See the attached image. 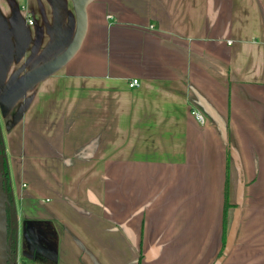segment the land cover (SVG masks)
Instances as JSON below:
<instances>
[{"label": "crops", "instance_id": "crops-1", "mask_svg": "<svg viewBox=\"0 0 264 264\" xmlns=\"http://www.w3.org/2000/svg\"><path fill=\"white\" fill-rule=\"evenodd\" d=\"M55 12L67 31L71 0H0L2 86L67 46L39 58ZM0 121L18 224H47L56 264H216L226 173L217 264H264V0H90L73 57Z\"/></svg>", "mask_w": 264, "mask_h": 264}, {"label": "water", "instance_id": "water-1", "mask_svg": "<svg viewBox=\"0 0 264 264\" xmlns=\"http://www.w3.org/2000/svg\"><path fill=\"white\" fill-rule=\"evenodd\" d=\"M89 1L90 0H71L72 7L74 10V22L73 25L72 23H70L68 30L65 32H63L60 27L59 20L57 18V12L54 13L55 15L53 17V22L55 24L58 36L55 37L54 41L51 42L50 45L47 46V50L43 51L39 58L40 60H42V58L48 53L54 54L59 49L63 48L68 42L67 46L58 55L53 56V58H50L35 67L28 68V70L24 71L21 76L16 79L9 80L4 86H2V80L7 67V62H3L0 60V114L2 117L7 116L15 107V105L20 100H22L25 94L29 90H31L37 83L58 71L73 57L84 37L86 28V5ZM30 20L32 21V25H34L35 19L30 18ZM6 57H10L9 52L6 53ZM233 158L237 159L235 154H233ZM4 185H6L4 158L2 149L0 148V264H6L7 261L9 263L11 259L13 231L15 239V249L18 239V220L15 212V205L12 201V197L10 201L8 199L9 194L11 196L9 177V194ZM25 224H27L25 221L21 223L22 236L26 235L25 232L27 231V229L24 226ZM8 227L10 229L9 234L7 230ZM28 232L29 234H31L30 230ZM229 243L230 240L225 243L226 245L224 246L223 256L226 254V251L229 247ZM56 248L57 247L54 244L51 250L45 251L42 254L45 255V257H47L48 259L57 262ZM219 261H217L216 264L219 263Z\"/></svg>", "mask_w": 264, "mask_h": 264}, {"label": "flooded vegetation", "instance_id": "flooded-vegetation-1", "mask_svg": "<svg viewBox=\"0 0 264 264\" xmlns=\"http://www.w3.org/2000/svg\"><path fill=\"white\" fill-rule=\"evenodd\" d=\"M0 125H1V121H0ZM0 148L2 149L4 163L6 164L5 146L1 134V128H0ZM24 226L27 229V231L25 232L26 235L22 236L21 223L17 225L18 239H17L16 249H15V239L12 234L11 259L9 263L7 261L6 264H21L24 260H27V258L33 256V253L34 255L44 259L45 255H43L42 253L51 250V248H53V245L55 244L56 237L53 236L52 232L47 227V224L44 223L35 224L34 226L35 234L33 233L34 232L33 228H31L27 224H25ZM29 230L30 232H32V234H28ZM9 233H10V229H9ZM30 235L32 236L29 237Z\"/></svg>", "mask_w": 264, "mask_h": 264}, {"label": "trees", "instance_id": "trees-1", "mask_svg": "<svg viewBox=\"0 0 264 264\" xmlns=\"http://www.w3.org/2000/svg\"><path fill=\"white\" fill-rule=\"evenodd\" d=\"M215 117H216V121H217V124H216L217 131H218V133H219V135L223 141V144L225 145L227 161L230 162V158L233 157V154H235L237 157V149H236L234 142L231 138L230 132L227 129L226 125L224 124L223 120L217 114L215 115ZM4 170H5V177H6V185H4V186L6 187L7 192L9 194L10 192H9V186H8V171H7V167H6L5 163H4ZM228 195H229V185H228V176L226 173L224 189H223L224 203H223V211H222V229H223L222 247H221V250L217 256L216 262L219 261L221 259V257L223 256V250H224V246H225V228H226L227 210L230 207ZM8 199H9V201L11 200L10 194H9ZM7 212H8V209H7ZM7 230H8V234H9V227L7 228ZM13 234H14V231H13ZM53 236L55 237L54 234H53ZM29 237H31V235ZM21 264H56V262H54L51 259H48L47 257H44V259L40 258V257L34 255V253H33V256L27 258V260H24Z\"/></svg>", "mask_w": 264, "mask_h": 264}, {"label": "built area", "instance_id": "built-area-1", "mask_svg": "<svg viewBox=\"0 0 264 264\" xmlns=\"http://www.w3.org/2000/svg\"><path fill=\"white\" fill-rule=\"evenodd\" d=\"M27 22H28L29 25H32V21H31L30 19H27ZM138 85H139V81L136 80V79L131 80V81L129 82V84H128V86H129L130 88H132V87H137ZM193 115H194L195 120H196L199 124L203 125V124L205 123V118H204V116H203L201 113L194 111V112H193Z\"/></svg>", "mask_w": 264, "mask_h": 264}]
</instances>
